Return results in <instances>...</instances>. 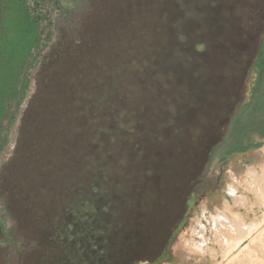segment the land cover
Listing matches in <instances>:
<instances>
[{
    "label": "rangeland",
    "instance_id": "rangeland-1",
    "mask_svg": "<svg viewBox=\"0 0 264 264\" xmlns=\"http://www.w3.org/2000/svg\"><path fill=\"white\" fill-rule=\"evenodd\" d=\"M120 1L80 0L58 18L0 150L2 222L27 255L25 208L57 216L90 198L76 187L93 174L109 208L90 221L115 240L97 264H264V144L218 154L252 80L263 0ZM117 81L131 132L104 139L76 107L105 108ZM0 264L27 262L0 243Z\"/></svg>",
    "mask_w": 264,
    "mask_h": 264
},
{
    "label": "trees",
    "instance_id": "trees-1",
    "mask_svg": "<svg viewBox=\"0 0 264 264\" xmlns=\"http://www.w3.org/2000/svg\"><path fill=\"white\" fill-rule=\"evenodd\" d=\"M79 1L0 0V150L7 142L9 126L25 100L30 86V71L56 35L58 18L67 17L77 8ZM122 1L132 9L144 2L121 0L120 3ZM247 68V76L252 80L245 85V96L236 106L227 135L220 142L218 154L222 158L245 153L264 144V34ZM125 92L126 84L117 81L111 91L114 96L110 102L104 101L105 108L77 104L78 113L83 118L81 122L94 123V131L104 139L111 134L130 133L131 128L123 123L120 115L129 101L128 95H122ZM70 116L73 123L74 114ZM73 124L74 132L81 128L76 122ZM119 149L124 150V145L118 146ZM107 155L114 153L108 150ZM83 156V162L93 164L91 155ZM108 164V160L99 163L103 179ZM86 179L88 183L76 188L79 194L86 193L90 198L85 195V198L67 204L57 216H47L42 208H35L34 214L25 208L30 226L35 230L30 242L33 251L27 255L23 252V238L14 235L1 218L0 243L14 244L18 257L25 259L27 264H97L113 247L115 240L107 231L106 224L97 226L90 221L98 220L97 213H106L109 204L103 202L104 193L95 184L97 177L91 174ZM83 205L88 208L87 212Z\"/></svg>",
    "mask_w": 264,
    "mask_h": 264
},
{
    "label": "bare ground",
    "instance_id": "bare-ground-1",
    "mask_svg": "<svg viewBox=\"0 0 264 264\" xmlns=\"http://www.w3.org/2000/svg\"><path fill=\"white\" fill-rule=\"evenodd\" d=\"M224 221H226V220H224ZM255 227H256V226L253 225L251 228H249V229L247 230L245 236H248L249 233H250L251 231H253V229H254ZM258 236H259V235H258ZM236 243H238V242H236ZM236 243H235L234 245H236ZM234 245L230 247V250L234 247ZM199 247H200V246H199ZM227 250H229V249H227ZM228 252H229V251H228ZM228 252H226V254H227Z\"/></svg>",
    "mask_w": 264,
    "mask_h": 264
}]
</instances>
